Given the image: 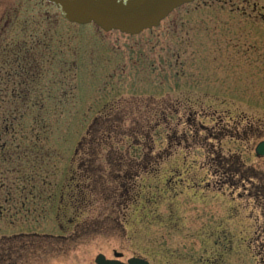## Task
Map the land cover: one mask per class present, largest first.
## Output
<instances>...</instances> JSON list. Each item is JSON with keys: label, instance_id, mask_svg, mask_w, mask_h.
Listing matches in <instances>:
<instances>
[{"label": "rangeland", "instance_id": "rangeland-1", "mask_svg": "<svg viewBox=\"0 0 264 264\" xmlns=\"http://www.w3.org/2000/svg\"><path fill=\"white\" fill-rule=\"evenodd\" d=\"M213 1L128 36L0 0L1 107L30 73L54 131L46 162L5 180L43 194L4 203L0 264H264V0Z\"/></svg>", "mask_w": 264, "mask_h": 264}, {"label": "trees", "instance_id": "trees-1", "mask_svg": "<svg viewBox=\"0 0 264 264\" xmlns=\"http://www.w3.org/2000/svg\"><path fill=\"white\" fill-rule=\"evenodd\" d=\"M25 59L28 63L34 62L32 58ZM29 74L30 73L26 74L28 78L25 81L11 83L13 90L9 96L7 107L3 108L1 107L3 103L0 104V217L5 220L7 219L6 214L9 212V209L5 208L6 205H4V203L11 205L9 202L16 204L17 201H19V206L23 209L26 208L27 203H29L26 195H29L30 198V196L35 194L39 196V198H42L41 196L43 194L42 190L37 188L38 185L36 184L37 178L35 174H28L25 178L21 177V179H23L21 182L22 184L27 182L31 185L30 188L25 186L24 189H21L22 191H17V188L13 190L12 187H10L11 190L8 188L5 189V191L2 190L5 187V180L26 174L24 165L29 167L28 170L32 168V171H35L33 167L41 162H46L45 157L51 154L46 147L54 131L38 114L33 113L34 109L39 108L41 110L42 103L33 100L32 94L35 91L32 83L35 81L33 78L29 77ZM18 76L20 77V71L14 75L16 78ZM27 121H29V125ZM1 166L2 168H6V170H1ZM40 169H43V167ZM125 178L127 179L128 177L126 176ZM44 179H46V177H44ZM76 188H78L77 191ZM76 188H74L76 195L71 203L75 208H78L84 205L86 196L84 195L82 187L77 186ZM1 191H4V197L1 195ZM33 191H35V193H32ZM74 192L72 191V194ZM124 195L125 194H123V196ZM50 196L48 197L50 198V202L57 200L56 195ZM2 197L3 201H1ZM63 202L64 200L62 197L60 199V205ZM14 210L21 211V209Z\"/></svg>", "mask_w": 264, "mask_h": 264}, {"label": "water", "instance_id": "water-1", "mask_svg": "<svg viewBox=\"0 0 264 264\" xmlns=\"http://www.w3.org/2000/svg\"><path fill=\"white\" fill-rule=\"evenodd\" d=\"M55 6L61 18L69 23L85 26L94 24L104 33L119 32L138 36L158 28L175 10L197 0H45ZM256 154L264 157V142L256 148ZM119 259L121 254L115 253ZM96 264H124L107 260L103 255ZM127 264H149L140 258H132Z\"/></svg>", "mask_w": 264, "mask_h": 264}, {"label": "flooded vegetation", "instance_id": "flooded-vegetation-1", "mask_svg": "<svg viewBox=\"0 0 264 264\" xmlns=\"http://www.w3.org/2000/svg\"><path fill=\"white\" fill-rule=\"evenodd\" d=\"M198 1H199V0H198ZM213 3H219V4L226 5V3H229V1L226 2L225 0H216V1L214 0ZM253 9H256V10H257V8H253ZM243 14L245 15L246 12H243ZM259 14H260L261 17H262V13H259ZM252 16H253V15H252ZM249 17H251V15H249ZM2 19H4V18H2ZM1 22H2V21H1ZM5 32H6V26H4V28H2V33H3V35L5 34ZM3 35H2V36H3ZM1 40H3V39L1 38ZM1 40H0V41H1ZM234 62H235L234 60L231 61V66L234 65ZM201 112H202V111H201ZM215 114H216V113H215ZM223 114L229 115L228 112L223 113ZM149 162H150V161H146V163H149Z\"/></svg>", "mask_w": 264, "mask_h": 264}]
</instances>
